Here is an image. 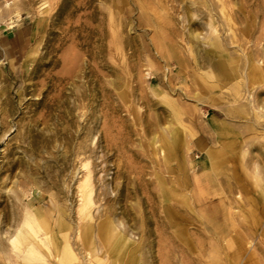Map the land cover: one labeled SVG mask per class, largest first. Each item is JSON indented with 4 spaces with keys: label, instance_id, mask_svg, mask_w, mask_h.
I'll return each mask as SVG.
<instances>
[{
    "label": "rangeland",
    "instance_id": "obj_1",
    "mask_svg": "<svg viewBox=\"0 0 264 264\" xmlns=\"http://www.w3.org/2000/svg\"><path fill=\"white\" fill-rule=\"evenodd\" d=\"M0 242L264 264V0H0Z\"/></svg>",
    "mask_w": 264,
    "mask_h": 264
},
{
    "label": "bare ground",
    "instance_id": "obj_2",
    "mask_svg": "<svg viewBox=\"0 0 264 264\" xmlns=\"http://www.w3.org/2000/svg\"><path fill=\"white\" fill-rule=\"evenodd\" d=\"M83 187V186H82ZM86 197V196H85ZM85 199V198H84ZM85 203V202H84ZM81 207V206H80ZM88 207V206H87ZM83 208H85V207H83ZM81 211V210H80ZM84 216V215H83ZM35 218H33V220H34ZM37 223V222H36ZM34 237V236H33ZM5 239V238H4ZM2 242V241H1ZM0 242V243H1ZM1 246H2V244H1ZM5 247V246H4ZM66 247V246H65ZM68 247H66V248H64V249H67ZM63 249V250H64ZM1 251V250H0ZM67 251H69V249L67 250ZM71 253V252H70ZM64 254V253H63ZM68 254V253H67ZM67 254L65 255V256H67ZM71 255V254H70ZM69 258V257H68ZM70 260H72V259H70Z\"/></svg>",
    "mask_w": 264,
    "mask_h": 264
},
{
    "label": "crops",
    "instance_id": "obj_3",
    "mask_svg": "<svg viewBox=\"0 0 264 264\" xmlns=\"http://www.w3.org/2000/svg\"><path fill=\"white\" fill-rule=\"evenodd\" d=\"M10 35H11L10 32L6 33V36H7V37H10Z\"/></svg>",
    "mask_w": 264,
    "mask_h": 264
}]
</instances>
